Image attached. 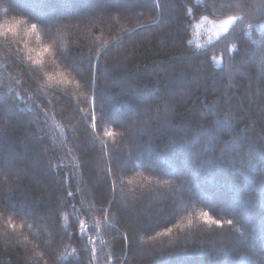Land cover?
Masks as SVG:
<instances>
[{
  "label": "trees",
  "instance_id": "16d2710c",
  "mask_svg": "<svg viewBox=\"0 0 264 264\" xmlns=\"http://www.w3.org/2000/svg\"><path fill=\"white\" fill-rule=\"evenodd\" d=\"M128 4L139 6L101 14ZM230 15L235 35L190 42L198 19ZM6 20L22 22L0 36V167L33 175H0V264L264 261V0H0ZM202 212L234 223L217 228Z\"/></svg>",
  "mask_w": 264,
  "mask_h": 264
},
{
  "label": "snow or ice",
  "instance_id": "6c2138e0",
  "mask_svg": "<svg viewBox=\"0 0 264 264\" xmlns=\"http://www.w3.org/2000/svg\"><path fill=\"white\" fill-rule=\"evenodd\" d=\"M246 0H241V6H243V3H245ZM137 6L136 4H128V5H117V6H110V5H105L102 10H101V14H105V11L110 15V13L112 11H120L121 9L127 10V11H133ZM174 6H178L180 8V11H183V6L180 5H174ZM145 7L150 10V11H155L156 9H159L162 7V5H160L159 3H156L154 7L152 6H148L145 5ZM207 10V9H205ZM189 15L192 14L191 10H189ZM184 19H187V16L184 17ZM239 19V17L234 16V15H230L228 16L226 19H223L219 25H218V31L216 33V35L219 37L222 34H228V35H235V29H233V31L230 33L229 29L230 26H232L234 24V22H236ZM22 21L20 20H16L14 22H9V21H4L3 24H0V36H6L9 33H15L16 31V26L18 24H20ZM183 22V21H182ZM37 29V24L36 23H32L31 24V31L35 32ZM105 44H107V41H105ZM261 59L262 61H264V38L261 39ZM94 54L97 58H100L104 55V51L105 49L101 48V49H93ZM49 52V48L47 46L43 47V49L37 53L38 56H43L44 53H48ZM227 53H231L232 49L228 48L226 49ZM29 59H32L31 57H29ZM32 63L33 64H40L41 60L40 59H32ZM231 63L233 64V66H236L238 63V57L233 56ZM95 68L96 65L91 64L89 65V70L93 73V78L90 81L91 85L94 86L95 85ZM51 79V77H50ZM260 83V88L258 89V92H261V99H264V79L259 81ZM261 111L262 114H264V105H262L261 107ZM91 128L93 131H98L100 128V121L103 119V116H97L96 111H93L91 113ZM123 127V126H122ZM127 131V129H125V132ZM124 133H121V135H123ZM104 136L106 137H113L115 135H117V133L113 132L111 129L105 131L103 133ZM107 174L109 177L112 178L111 180V186H110V192L111 193H115L116 191V183L117 180L119 178V172L116 166H113L111 168H109L107 170ZM0 175L5 176V182H7V177L10 176H19L24 180H29L32 175L33 172L30 169H20V168H13V167H0ZM74 195V193L72 191L67 192V197H72ZM107 195L106 192H102L100 195V200L98 202L102 203L103 202V198L104 196ZM108 202L112 207H115V201L112 199L111 195H108ZM105 213H109L111 211V207L110 208H104L102 209ZM53 214H55L56 217H58V213L56 212L55 209H49L47 210ZM20 213L18 212L17 215H19ZM36 214H38V211L36 212ZM86 215V213H85ZM201 218L203 219L204 223L206 224H211V225H215L217 228H223L226 225L227 226H232L234 221L232 219H228V220H221V219H213L208 212H202L200 214ZM189 224L192 223L191 220L188 221ZM183 225L180 222H176L175 224H172L171 226H166L162 231L157 232V236H168L170 233L173 232L174 228H182ZM87 233V225L85 224V221L83 219L80 220L79 222V227H78V234L79 236L82 238L85 234ZM62 238H68V239H74L75 237L72 234H62ZM89 243H92L91 240H89ZM131 243V241L129 240V237L127 235L123 236V244L125 246H129ZM95 248H92V253L93 256H95ZM112 261V257L108 258V264H111ZM261 264H264V261H261Z\"/></svg>",
  "mask_w": 264,
  "mask_h": 264
},
{
  "label": "rangeland",
  "instance_id": "374dc122",
  "mask_svg": "<svg viewBox=\"0 0 264 264\" xmlns=\"http://www.w3.org/2000/svg\"><path fill=\"white\" fill-rule=\"evenodd\" d=\"M60 8L61 7H58V13L59 14L60 13H66V11H63ZM223 19H226V18H223ZM223 19L214 20V19H210L208 17H201L200 19H198L193 25L192 36H191L190 42L197 48H203V47L209 45L210 43H212L214 40H216L218 38V36L216 35V33L218 31V25ZM187 71H188V67H187L186 72ZM188 79L191 80V79H195V78L188 77ZM113 103L114 104H110V106H109V109H111V111H110L111 114L113 112L116 113L115 110L113 109V107H115V101ZM116 103H118V102H116ZM124 110H125V112H124L125 115L123 117H125L126 114H129V105H125ZM118 121H120V119H118ZM19 161H22V159L20 158Z\"/></svg>",
  "mask_w": 264,
  "mask_h": 264
}]
</instances>
